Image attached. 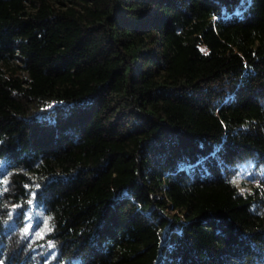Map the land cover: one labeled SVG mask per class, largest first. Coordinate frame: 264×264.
<instances>
[{"label":"trees","instance_id":"obj_1","mask_svg":"<svg viewBox=\"0 0 264 264\" xmlns=\"http://www.w3.org/2000/svg\"><path fill=\"white\" fill-rule=\"evenodd\" d=\"M0 264H264V0H0Z\"/></svg>","mask_w":264,"mask_h":264},{"label":"rangeland","instance_id":"obj_2","mask_svg":"<svg viewBox=\"0 0 264 264\" xmlns=\"http://www.w3.org/2000/svg\"><path fill=\"white\" fill-rule=\"evenodd\" d=\"M249 174V175H248ZM243 176H236L235 177V180L237 181V183H239V186H240V189L242 190H246L248 188L247 184H243L241 182L242 179H244L246 177V182L249 183L250 182V177L251 176V173H249L247 170L244 171V174H242ZM243 177V178H242ZM249 178V179H248ZM255 183H257V180H254Z\"/></svg>","mask_w":264,"mask_h":264}]
</instances>
